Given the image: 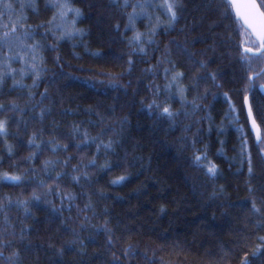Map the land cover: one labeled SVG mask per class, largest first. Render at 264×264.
<instances>
[{
	"label": "trees",
	"instance_id": "1",
	"mask_svg": "<svg viewBox=\"0 0 264 264\" xmlns=\"http://www.w3.org/2000/svg\"><path fill=\"white\" fill-rule=\"evenodd\" d=\"M35 2L37 4L35 11L31 8L25 9L28 23L33 26L46 22L52 16V11L45 7L46 0H35ZM71 3L84 13V16L78 20L77 27L83 29L85 35L76 40L60 41L56 52H45L50 69L48 78L51 79L52 73H56V83L49 86L45 81L38 91L43 92L45 87L49 88L54 102L53 114L44 121L43 125L31 122L22 143L11 136L8 138V143L16 145L12 160L8 159L5 145L0 143V157H3L0 172L20 174L31 167L39 171L42 161L50 157L49 153H45L38 157L32 165L25 162L24 158L30 152L26 147V142L31 131L44 127L47 138L50 126L55 121L59 124L57 135L61 137L62 142L69 143L64 137L70 132L72 124L88 127L95 135L97 129L91 128L87 122L95 121L98 117L95 114L90 115L89 109L95 110L101 116L111 117L110 109L116 108L117 117L127 115L129 118V124L124 132L123 146L117 149V156L109 157L114 165L119 160L121 167L114 166L109 172L91 170L93 183L89 189L94 193L92 199L98 216L93 223L101 224L104 219L110 221V226L116 230V238L121 241L117 244L115 251L119 254L121 247L127 242H132L139 244L141 251L149 250L150 255V250H155L156 264H239L243 255L250 254L256 235H264V232H257L249 222L248 209L251 207L247 191L249 176L247 165L240 163V147L243 137L237 130L238 127H243L248 146L257 165L259 157L243 103L244 72L236 59L237 37L235 33L233 32L227 47H221L217 41L215 51L207 50L208 45L213 44L212 39H208L205 43L197 42L191 47V51L197 53L198 58H210V71L217 73L216 83L220 87H215L210 80L202 83L201 93L205 89L210 93L203 101L208 110L201 111L197 117L190 119L180 117L177 126L171 128L167 121H157L154 116H149L147 111H142L139 103L140 99H147L151 96L147 87L151 82V77L141 79L144 75L142 70L150 64H155L160 53L149 47L150 58H144L149 59V63H141L142 57L133 56L135 63L132 73L129 74L126 62L127 54L131 49L126 37H132L133 32L125 31L126 18L118 10L110 7V0H71ZM202 16V12L194 10L193 4L188 3L184 18L176 25V31L168 35L158 34L156 37L161 49L172 39L184 42L185 36L189 41L198 38L201 33L210 36L208 25L216 17L212 15L202 20ZM117 23L121 25L118 31L114 27ZM146 25L147 21L144 20L136 22V28L141 32L146 30ZM216 32L222 37L228 35L223 27L217 28ZM47 43L55 44L56 41L49 35ZM172 48L176 53L175 45H172ZM94 53H100V56L93 55ZM57 55L61 57L60 63L64 65L63 69L56 67L54 57ZM115 57H120V59L115 60ZM174 58L182 64L185 61L183 57L174 56ZM14 67H19V65H14ZM254 67L259 70L264 67V63L258 61ZM180 70L187 72L188 67H181ZM61 71L66 75L61 77ZM101 73H122L123 76L119 83L127 84L131 80L132 87L126 90L127 94L123 89L113 90L108 87V76ZM25 83L31 84V79H26ZM155 83L163 85V78L157 77ZM258 83H264V80ZM10 85L9 80L8 86ZM133 88L138 89L139 96H132ZM224 93L231 98L235 112L230 111L229 100ZM18 95L17 102L23 106L26 93L10 92L0 99L7 104L9 100L16 99ZM193 95L195 93H190L188 99L191 100ZM248 95L250 99L254 96L255 101L264 103L262 100L264 96L258 88ZM160 98H164L163 94ZM171 103L174 110L181 108L178 101L173 100ZM62 111L72 114L61 115ZM7 115L11 117L13 114L8 113ZM208 115L211 116V121L202 120L201 124L193 126L190 133L185 134L182 131L185 124H191L194 119ZM234 115L238 116V125L229 118ZM2 118L4 116L0 115V119ZM209 124H211V131H209ZM196 127L200 128L196 136L198 141L196 148L202 150L207 147L209 158L218 165L219 176L214 185L201 171L192 167V148L187 147L183 151L180 150L181 138L187 135L191 139L196 132ZM9 131L15 133L16 125L12 124ZM221 149L222 154H220ZM86 152L87 158H91L95 155L96 149L93 146ZM69 153L76 154L71 144ZM96 158L99 164L104 163L103 155ZM72 163L75 164L76 160ZM17 165L19 167H16ZM256 171L257 176L252 179L253 186H258L261 180L259 166ZM121 175L127 177L124 182L110 183ZM65 184L70 187V190L80 191L71 184L70 180H66ZM193 184L200 185L197 192H194ZM220 186L224 188L221 198L210 199L213 187L219 188ZM21 192L27 196L31 188L0 186V196L11 195L15 198ZM97 192L102 193V196L96 195ZM79 203L83 207L84 201H79ZM229 203L232 207H228ZM105 209H107V215H100ZM33 211L38 223L35 224L37 231L32 235V243L41 245L42 249L38 251V254L31 256L21 251L24 256L23 264H49L53 250L48 248V244L52 242L55 247L59 248L70 237L62 236V233L58 232L59 221L49 222L44 211L40 209H33ZM12 215L15 216L16 213L13 212ZM72 215L75 216V210ZM84 235H94L96 239L95 243L88 244L87 256L84 258L86 264H108L110 257L104 254L106 252L105 236L102 233L99 235L85 233ZM245 237L248 240H245ZM246 243L247 248L244 247ZM225 253H227V258L221 259ZM98 254H104L103 258L101 259ZM63 260L64 264H78L81 257L75 253H66ZM131 264H145V262L141 257H137L131 261ZM256 264H260L259 259L256 260Z\"/></svg>",
	"mask_w": 264,
	"mask_h": 264
},
{
	"label": "snow or ice",
	"instance_id": "2",
	"mask_svg": "<svg viewBox=\"0 0 264 264\" xmlns=\"http://www.w3.org/2000/svg\"><path fill=\"white\" fill-rule=\"evenodd\" d=\"M188 3L193 4L194 10L203 13L202 20L212 15L216 17L208 25V33L211 35L206 36L201 33L198 38L191 41L185 36L184 42L172 39L161 49L156 37L158 34L168 35L176 31V25L184 18V13L188 9ZM45 7L52 11L51 18L33 26L28 23L25 9L31 8L35 11L37 8L35 0H17L15 3L13 0H0V97L10 92L26 93L23 106L17 102L19 95L16 99L9 100L7 104L0 99V115L4 116L0 119V143L5 145L9 160L14 158L16 145L8 143V138L11 136L22 143L31 122L43 125L44 121L53 114L54 102L49 88L45 87L43 92L38 91L45 81L49 86L56 83V73H52L51 79L48 78L50 69L45 52H56L60 41L76 40L85 35L84 30L77 27V22L84 13L80 8L74 7L71 0H46ZM110 7L118 10L126 18L125 31L133 32L132 37H126L131 49L127 54L126 62L129 74L132 73L135 63L133 56L142 57L141 63H149V59H144L150 58L149 47L160 53L155 64H150L142 70L144 75L141 79L151 77V82L147 85L151 96L140 99L139 103L142 111H147L148 115L154 116L157 121H167L171 128L177 126L180 117L190 119L197 117L199 112L208 110L203 101L210 93L207 89L201 93L202 83L210 80L215 87H220L216 83L217 73L210 71V58H198L197 53L191 51V47L197 42L205 43L208 39H212L213 44L208 45L207 50L215 51L217 41L221 47H227L233 32L235 33L236 59L244 72L243 103L246 105V117L250 121V130L254 133L259 157L257 165L248 146L246 133L243 127H238L237 130L243 137L240 163L247 165L249 176L247 181L248 199L251 205L248 209L249 222L257 232H264V103L255 101L254 96L250 99L248 95V93H254L257 88L264 91V83H258L264 80V67L259 70L254 67L258 61L264 63V0L259 2L258 0H200V2L197 0H187V2L186 0H134V2L110 0ZM70 14L71 20H69ZM138 20L147 21L144 32L137 30ZM114 27L118 31L121 25L117 23ZM220 27L227 32L226 37L216 32V29ZM40 29L44 31L41 32ZM49 35L56 41L55 44L47 43ZM172 45H175L176 53L173 52ZM93 55L100 56V53ZM174 56L185 58L184 63L182 64ZM114 59L119 60L120 57ZM54 60L56 67L63 69L64 65L60 63L61 57L57 55ZM184 66L188 67L187 72L180 70ZM101 74L108 76V87L113 90L123 89L127 94L126 90L132 87L131 80L127 84L119 83L122 73ZM65 75L66 73L61 71L60 76ZM157 77L163 78V85L155 83ZM26 79H31V84L25 83ZM9 80L10 86H8ZM190 93H195L191 100L188 99ZM139 94L138 89L133 88L132 96L136 97ZM162 94L163 99L160 98ZM212 95L215 98V95ZM224 96L229 100L230 111L235 112L231 98L227 93H224ZM173 100L181 105L179 110L173 109L171 103ZM46 101L49 103L46 104ZM88 111L90 115L95 114L98 117L95 121L87 122L91 128L97 129L95 135L88 127L72 124L70 132L64 137L69 143H65L57 135L59 124L53 121L47 138L44 127L31 131L27 138L26 147L30 150L29 155L24 158L27 164L32 165L38 157L45 153L50 154L48 159L42 161L39 171L31 167L20 174L0 172V186L31 188L27 196L23 192L15 198L11 195L0 196V264H23L24 256L21 251L31 256L38 254V251L42 249L41 245L32 243V235L37 231L35 224L38 223L33 209L44 211L49 222L59 221L58 232H61L62 236L70 237L59 248L52 242L48 244V248L53 250L49 264H64L63 257L66 253H75L81 257L78 264H86L84 258L87 256L88 244L95 243L96 239L94 235L85 236V233L96 235L102 233L105 236L106 252L104 254L110 257L108 264H131V261L137 257H141L145 264H156L154 259L156 251L150 250V255L149 250L141 251L137 243L127 242L119 249L118 254L115 249L121 241L116 238V230L110 226V221L104 219L101 224L93 223L98 216L92 199L94 193L89 190L93 183L91 170L109 172L114 166L121 167L119 160L114 165L109 157L117 156V149L123 146L124 132L129 124V118L127 115L117 117L116 108L110 109L111 117L101 116L92 109ZM8 113L13 115L9 117ZM70 114L72 113L68 111L61 112V115ZM229 118L233 123L239 124L238 116ZM202 120L211 121V116L194 119L191 124H185L182 131L185 134L192 132L193 126L201 124ZM12 124L17 127L15 133L9 131ZM209 131H211V124H209ZM199 132L200 128L196 127V132L191 139L187 135L182 137L180 150L192 148V167L201 171L214 185L219 176L218 165L209 158L207 147L202 150L196 148L198 142L196 136ZM70 144L75 149V155L69 153ZM93 146L96 153L91 158H87L86 150ZM222 152L221 149L220 154ZM99 155L105 157L103 164L97 161L96 157ZM73 160H76L75 164L72 163ZM2 164L3 157H0V165ZM257 166L261 169L259 173L261 180L258 186H253L252 179L257 176ZM126 179V176L121 175L110 183L120 184ZM66 180H70L71 184L80 191L70 190V187L65 184ZM199 187L200 185L193 184L194 192H197ZM223 193V186L213 187L210 199H220ZM95 194L102 196L99 192ZM79 201H84L83 207ZM228 207H232L231 203ZM73 210H75V216L72 215ZM13 212L16 213L15 216L12 215ZM100 215L106 216L107 209ZM245 240L248 238L245 237ZM247 246L246 243L244 247L247 248ZM104 254L98 255L102 259ZM226 258L227 253L221 256V259ZM257 259L260 260V264H264V235L259 234L256 235L250 254L243 255L239 264H256Z\"/></svg>",
	"mask_w": 264,
	"mask_h": 264
},
{
	"label": "water",
	"instance_id": "3",
	"mask_svg": "<svg viewBox=\"0 0 264 264\" xmlns=\"http://www.w3.org/2000/svg\"><path fill=\"white\" fill-rule=\"evenodd\" d=\"M260 90V89H259ZM260 92L263 94V96H264V91H261L260 90ZM249 97H250V95H249ZM245 108H246V105H245ZM249 125H250V121H249ZM253 134V136H254V133H252Z\"/></svg>",
	"mask_w": 264,
	"mask_h": 264
},
{
	"label": "rangeland",
	"instance_id": "4",
	"mask_svg": "<svg viewBox=\"0 0 264 264\" xmlns=\"http://www.w3.org/2000/svg\"><path fill=\"white\" fill-rule=\"evenodd\" d=\"M72 19V16H71V14L69 15V20H71Z\"/></svg>",
	"mask_w": 264,
	"mask_h": 264
},
{
	"label": "flooded vegetation",
	"instance_id": "5",
	"mask_svg": "<svg viewBox=\"0 0 264 264\" xmlns=\"http://www.w3.org/2000/svg\"><path fill=\"white\" fill-rule=\"evenodd\" d=\"M258 2H259V0H258ZM258 90H259V88H258ZM260 91V90H259Z\"/></svg>",
	"mask_w": 264,
	"mask_h": 264
}]
</instances>
